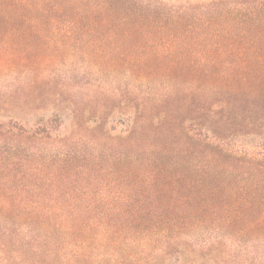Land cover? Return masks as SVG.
I'll list each match as a JSON object with an SVG mask.
<instances>
[{
	"label": "trees",
	"instance_id": "obj_1",
	"mask_svg": "<svg viewBox=\"0 0 264 264\" xmlns=\"http://www.w3.org/2000/svg\"><path fill=\"white\" fill-rule=\"evenodd\" d=\"M29 21L101 35L92 52L107 48L109 64L147 86L127 93L138 153L109 174L101 158L24 159L40 173L24 175L35 200L2 196L0 264L207 261L220 231L264 245V0H0V23ZM64 125L54 114L33 131L0 121V133L46 140Z\"/></svg>",
	"mask_w": 264,
	"mask_h": 264
},
{
	"label": "rangeland",
	"instance_id": "obj_2",
	"mask_svg": "<svg viewBox=\"0 0 264 264\" xmlns=\"http://www.w3.org/2000/svg\"><path fill=\"white\" fill-rule=\"evenodd\" d=\"M82 29L84 26L65 22L0 23V121H18L33 131L39 120L54 114H63L65 120V128L52 139L31 140L0 133V184L10 189H0V200L2 196L7 197L4 199L17 197L18 203L35 200L32 193H22L23 184L28 185L25 173L40 175L29 172L31 159L24 165V159L31 156L66 153L81 158H101L104 162L101 166L107 168L109 174L115 161L133 154L136 157L138 153L137 147L131 152L126 142V121L130 112L127 93L130 91L139 99L147 85L131 78L125 66L109 64L107 48L92 52L93 45L107 44L108 40L87 33L86 27ZM86 46H90V50L85 51ZM138 103L136 100L134 105ZM132 111L135 113V107ZM104 128L111 130L107 138L103 136ZM236 140L245 142L255 138L241 136ZM70 165L80 163L75 161ZM198 235V243L203 237H209L206 232ZM215 238L216 254L207 261L201 259L200 251H195L199 255L188 252L180 263L165 264H264L262 241L252 236L230 237L221 231Z\"/></svg>",
	"mask_w": 264,
	"mask_h": 264
}]
</instances>
